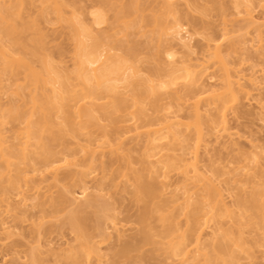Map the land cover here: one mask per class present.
Here are the masks:
<instances>
[{"label": "bare ground", "instance_id": "obj_1", "mask_svg": "<svg viewBox=\"0 0 264 264\" xmlns=\"http://www.w3.org/2000/svg\"><path fill=\"white\" fill-rule=\"evenodd\" d=\"M225 3L0 0V249L29 246L10 264H133L146 245L264 264V147L230 124L254 101L264 122V0Z\"/></svg>", "mask_w": 264, "mask_h": 264}, {"label": "rangeland", "instance_id": "obj_2", "mask_svg": "<svg viewBox=\"0 0 264 264\" xmlns=\"http://www.w3.org/2000/svg\"><path fill=\"white\" fill-rule=\"evenodd\" d=\"M76 1L78 4L80 5H90V4H97L99 2V0H73ZM216 2H226L227 4H229L230 0H215ZM225 3V4H226ZM214 16H213V25L217 24L219 22V20L221 19V16L218 14L217 10H213L211 12ZM197 23V21H194ZM198 26V25H197ZM200 27L203 26V24L199 25ZM210 25H206L203 26V28H207ZM210 29H208L209 31ZM211 32L213 34H217L218 30L216 27L211 28ZM51 33V31H50ZM143 40V38H138V35L133 36V40ZM200 38H197V40L195 41V45L196 46H200L201 45ZM148 44H146L145 46H147ZM150 46L152 45V42L149 44ZM49 46L52 48L53 52L57 55V59H61V57L58 56V53L60 50H68L70 47L69 41L66 38V36L64 34H62V36L57 40V41H53L49 43ZM198 46V47H199ZM148 50V49H147ZM145 49V51H147ZM68 59V58H66ZM262 67H264L263 65H258L256 67L257 70H261ZM262 72H258V74H261ZM255 93L258 91H254ZM262 97H264V89L262 90ZM250 109V113L248 114H243L241 118H232L230 124L234 126V129L239 131L242 135L244 136H249L251 138H253L255 140V143L261 145L262 147H264V122L262 120L259 119V112L260 110L258 109V107L255 104V101L252 103V105L248 108ZM226 150H223V154H222V160L226 161L228 159H235L236 158V154L230 153L229 155L226 154ZM135 155H137L136 153H134ZM115 173V171L113 172ZM120 194V193H119ZM121 194H124V192H122ZM120 203V207H119V217L123 218V219H130L131 223L133 224V226L135 227V230L131 233L133 237L136 238V240L140 239V235L138 234V228L139 225L137 223H135L136 220V215L138 213V209H139V204H137V202L134 200V198L130 195V194H126L125 198L119 202ZM49 211H53L52 208H49ZM66 210L60 211V212H55L54 215L52 216V218H47V219H51L52 222L55 224L58 222L54 221L56 220L55 218L58 217L60 218L61 215L65 214ZM89 213H91V211H89ZM88 225L91 226L93 223V220H88L87 221ZM25 225V227L23 228L25 230V233L27 234L28 237H33L30 236L29 234V230L28 227H26L27 223H23ZM66 237L70 238L73 236V234L69 231L68 228H64L63 229ZM60 231H54L53 232V236H57L59 235ZM22 237V236H21ZM21 237H16L19 240H23ZM251 237V236H249ZM31 239V238H30ZM110 247V246H108ZM8 247L4 246L2 247V249H0V264H10L11 262H13L19 255H22L23 253H21V251H26L29 246L26 245L25 243H21L20 245H18L16 247V249L18 250L17 253L14 254H9L6 257H3V254H5L8 249ZM152 250V246H144L140 251L141 252H133L131 253L133 255V257L141 255L145 257L139 261L137 260V262L133 263V264H165L164 261H162L160 258H156L151 251ZM52 261V260H51ZM243 262H248V260H244ZM124 261H120V264H124ZM46 264H66L65 260L59 261V262H55L52 261V263H46ZM251 264H262V262L258 259L254 262H252Z\"/></svg>", "mask_w": 264, "mask_h": 264}]
</instances>
